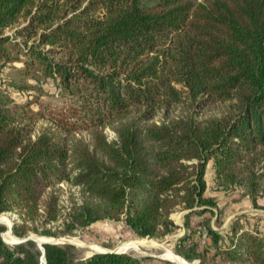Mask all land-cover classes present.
I'll list each match as a JSON object with an SVG mask.
<instances>
[{
    "label": "trees",
    "instance_id": "1",
    "mask_svg": "<svg viewBox=\"0 0 264 264\" xmlns=\"http://www.w3.org/2000/svg\"><path fill=\"white\" fill-rule=\"evenodd\" d=\"M16 62L22 81L9 86L39 107L0 94V216L16 217V238L108 220L163 239L184 213L180 257L264 264V221L242 214L214 230L206 180L210 165L218 190L245 189L254 208L264 194V0H0V70ZM60 185L82 200L61 205ZM5 231L0 264H40L34 242L8 245ZM43 249L44 264H75L69 248ZM76 264L144 261L95 253Z\"/></svg>",
    "mask_w": 264,
    "mask_h": 264
},
{
    "label": "rangeland",
    "instance_id": "2",
    "mask_svg": "<svg viewBox=\"0 0 264 264\" xmlns=\"http://www.w3.org/2000/svg\"><path fill=\"white\" fill-rule=\"evenodd\" d=\"M7 33L11 34L12 31H7ZM21 67L22 65L16 62L11 64L9 67H4L0 70V94H7L9 99L16 105L25 106L28 113L31 111L36 113L39 111V107L36 104L37 101L35 97L33 96L34 93L31 94L32 96L27 95V92H19L9 86L12 82L20 83L22 81L19 71ZM38 86L40 85H36L34 87ZM48 87L49 89L52 88L50 86ZM53 91L54 88H52L51 93L55 94ZM50 99L52 101H56L59 99V95H53ZM44 126L45 122L39 119L36 122L35 127L39 130ZM106 133L110 139L114 137L111 131L106 130ZM212 178L213 170L209 165L206 171V180L209 184L208 193L211 196H214L217 200L220 212L217 213L215 210L219 217L217 223L215 222V218L211 219L210 225L214 230L223 232L232 218L242 214L247 215L251 220L254 219L264 221V194L257 200V208H254L245 189L233 187L218 190L216 186L213 185ZM60 188L62 190L59 198L61 205H68L71 200H75L77 202L82 200V195L77 189L68 188L65 185H60ZM183 215L184 213H175L172 215V219L178 226H180V230L163 239L136 238L132 231L122 221L114 222L108 220L97 222L91 225L88 229L75 233L73 236L52 238L32 233L29 234V236L34 235L33 238L38 244L45 241L43 238L58 240L59 246L66 247L71 250L73 254V262L75 264L97 252L104 251L127 253L133 257L142 259L144 264H179L176 263V259L183 264H198L195 260H185L175 252L178 240L186 232L183 228ZM13 218L16 217L11 215L0 216V225L6 228V231L1 234V239L4 243H8V245H12L16 242V239L14 238L15 236L11 231H9V226H12ZM197 221V219H192L191 226L196 229L194 239L197 240L200 247H203L205 243L202 244V234L205 230L202 227L198 229L196 228L198 226L195 224Z\"/></svg>",
    "mask_w": 264,
    "mask_h": 264
},
{
    "label": "water",
    "instance_id": "3",
    "mask_svg": "<svg viewBox=\"0 0 264 264\" xmlns=\"http://www.w3.org/2000/svg\"><path fill=\"white\" fill-rule=\"evenodd\" d=\"M8 229V228H7ZM9 231H11V226H9ZM34 235H30L29 237L25 238V239H18L16 237H14L16 239V242L13 243L12 245H16V244H20V243H23V242H26V241H32L34 242L37 247L39 248V250L41 251L42 253V257H41V264L43 262L44 264V249H43V246L44 245H47V244H53V245H59L58 243V240H50V239H46V238H43L45 241L41 242L40 244H38L34 238H33ZM6 243V242H5ZM8 244V243H7ZM97 253H118L120 254V252H117V251H105V252H97ZM123 254V253H121ZM43 260V261H42Z\"/></svg>",
    "mask_w": 264,
    "mask_h": 264
},
{
    "label": "built area",
    "instance_id": "4",
    "mask_svg": "<svg viewBox=\"0 0 264 264\" xmlns=\"http://www.w3.org/2000/svg\"><path fill=\"white\" fill-rule=\"evenodd\" d=\"M204 233L202 234V244H204L205 243V240H206V232L205 231H203Z\"/></svg>",
    "mask_w": 264,
    "mask_h": 264
},
{
    "label": "bare ground",
    "instance_id": "5",
    "mask_svg": "<svg viewBox=\"0 0 264 264\" xmlns=\"http://www.w3.org/2000/svg\"><path fill=\"white\" fill-rule=\"evenodd\" d=\"M131 247V246H130ZM175 260V259H174ZM43 261V260H42ZM176 261V263H179V264H183V263H181L179 260H175ZM43 263V262H42Z\"/></svg>",
    "mask_w": 264,
    "mask_h": 264
},
{
    "label": "crops",
    "instance_id": "6",
    "mask_svg": "<svg viewBox=\"0 0 264 264\" xmlns=\"http://www.w3.org/2000/svg\"><path fill=\"white\" fill-rule=\"evenodd\" d=\"M233 219V218H232ZM231 221V220H230ZM105 252V251H104Z\"/></svg>",
    "mask_w": 264,
    "mask_h": 264
}]
</instances>
